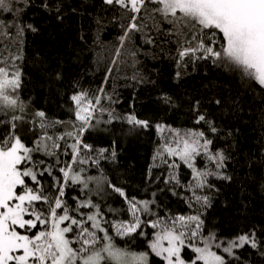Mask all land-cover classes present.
Here are the masks:
<instances>
[{
	"label": "snow or ice",
	"instance_id": "snow-or-ice-1",
	"mask_svg": "<svg viewBox=\"0 0 264 264\" xmlns=\"http://www.w3.org/2000/svg\"><path fill=\"white\" fill-rule=\"evenodd\" d=\"M18 2L0 0V13L14 14L11 21L0 19V35L9 36L7 29L13 26L17 36L23 34L25 27L36 30L30 24L18 23L26 10L17 8ZM22 3L30 6V0ZM103 3L118 7L128 20L127 25H121L124 29L119 37L121 48L136 34L150 46H155L161 35L171 37L177 43L178 67L187 66L186 58L210 60L264 91V0H103ZM44 7L48 8V4ZM165 24L167 28L163 27ZM116 55L119 57V50ZM22 59L19 53L6 57L0 54V115L4 117L0 119V264H236L237 261L247 264L237 255V250L246 246L264 256V238H258L254 229L232 238L220 237L214 228L205 231L204 210L211 207L206 190L215 187L209 178L231 177L223 171L229 157L224 150L213 148V140L204 130L155 125L163 143L154 150L149 177L152 167L166 166L169 171L164 184L171 185L172 194L177 195L176 189L189 193L180 197L189 209L188 214L165 210L162 216L155 193L151 200L129 197L107 177H84V169L74 167L92 159L89 154L93 147L83 141V134L94 127L93 121L99 123L98 117L105 113L108 116L105 123L121 119L101 104L104 89L93 94L79 90L70 96L74 120L50 119L44 111L34 112L28 120L22 114L25 105L18 95L23 73L16 61ZM161 99L165 104L171 103L167 95ZM198 107L199 102L193 106L194 123H203L210 133H216L214 123ZM123 119L132 126L131 130L150 127L147 120L134 114ZM21 125L27 126V133L34 134L31 144H26L18 133ZM58 126L62 131H55ZM108 151L96 149L92 162L99 166ZM39 155L48 159H34ZM115 155L113 148L111 157L114 159ZM61 156H69V161ZM198 159L207 163L200 166ZM182 165L190 172L187 183L180 179ZM45 174L52 178L49 190L41 181ZM92 182L97 185L94 193L97 197L116 194L124 202L123 209L107 207L116 219L107 218L91 196L83 200L71 197L74 205L65 199L70 186L88 189ZM105 184L110 192L105 191ZM121 212L128 218H119ZM116 237L129 241L143 238L145 250L120 247Z\"/></svg>",
	"mask_w": 264,
	"mask_h": 264
},
{
	"label": "trees",
	"instance_id": "trees-1",
	"mask_svg": "<svg viewBox=\"0 0 264 264\" xmlns=\"http://www.w3.org/2000/svg\"><path fill=\"white\" fill-rule=\"evenodd\" d=\"M16 7L26 9L18 23L30 24L36 30L25 27L23 34L17 36L14 26L8 28L9 36L0 35V54L6 57L19 53L23 57L16 63L23 73L18 95L25 105L22 113L25 118L30 120L34 112L44 111L50 119L74 120L70 96L79 90L98 93L100 88L104 89L101 104L110 108L114 117L121 118L105 123L108 119L105 113L98 117L99 123L93 121L94 127L83 134V141L93 147L89 154L92 159L96 158V149L109 150L99 166L92 159L74 166L84 169V177H107L129 197L137 199L151 200L155 193L162 216L165 210L188 214L189 209L180 197L189 193L176 189L177 195L172 194L171 185L164 184L169 171L166 166L152 167L149 177L154 150L163 143L155 125L202 129L213 140V148L224 150L229 157L223 171L231 177L209 178L215 187L206 190L211 207L204 210L205 231L214 228L220 237L232 238L254 229L258 238H264V91L210 60L186 58L187 66L178 67L177 43L171 37L161 35L156 45L150 46L136 34L121 48L119 37L124 33L121 25H127L128 20L118 7L105 5L103 0H30V6L19 0ZM13 16L0 13V19L5 21H11ZM164 95L171 98L170 104L162 101ZM106 96L112 99L103 98ZM197 102L199 112L218 129L216 133H210L203 123H194L193 106ZM129 114L147 120L150 127L131 130L132 126L123 119ZM26 127L21 125L17 131L26 144H31L34 134L27 133ZM55 131L62 128L58 126ZM34 159L48 158L39 155ZM61 159L69 161V156ZM205 163L198 159V165ZM179 172L181 182L187 183L189 170L182 165ZM41 181L46 190L51 188L52 178L47 174ZM103 187L110 192L106 184ZM96 188L95 182L88 189L70 186L65 199L74 205L71 197L83 200L91 196L107 218L116 219L107 207L123 209L124 202L116 194L101 199L94 194ZM119 218L128 217L121 212ZM115 241L118 246L133 250L146 247L143 238L129 241L116 237ZM237 255L247 264H264V256L247 246L237 250Z\"/></svg>",
	"mask_w": 264,
	"mask_h": 264
},
{
	"label": "rangeland",
	"instance_id": "rangeland-1",
	"mask_svg": "<svg viewBox=\"0 0 264 264\" xmlns=\"http://www.w3.org/2000/svg\"><path fill=\"white\" fill-rule=\"evenodd\" d=\"M11 114V113H10ZM17 115H20L21 113L17 112L16 113ZM130 250H133V249H130ZM134 251H141V250H134Z\"/></svg>",
	"mask_w": 264,
	"mask_h": 264
}]
</instances>
